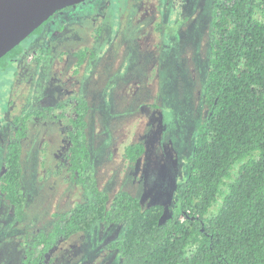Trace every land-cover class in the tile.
<instances>
[{
	"label": "rangeland",
	"instance_id": "374dc122",
	"mask_svg": "<svg viewBox=\"0 0 264 264\" xmlns=\"http://www.w3.org/2000/svg\"><path fill=\"white\" fill-rule=\"evenodd\" d=\"M214 0H85L54 13L41 32L19 44L20 60L0 65V176L12 117L82 95L89 105L90 167L109 199L128 191L143 207H178L177 186L187 176L195 129L206 115ZM86 49L83 63L76 53ZM37 58H40L39 60ZM72 115V110L54 113ZM64 119H31L21 141V185L26 196L17 223L0 195V264H21L25 235L48 229L88 192L71 181L63 154ZM142 142L135 161L126 145ZM123 233L96 221L57 242L53 264H120L105 243ZM119 235V236H120Z\"/></svg>",
	"mask_w": 264,
	"mask_h": 264
},
{
	"label": "trees",
	"instance_id": "16d2710c",
	"mask_svg": "<svg viewBox=\"0 0 264 264\" xmlns=\"http://www.w3.org/2000/svg\"><path fill=\"white\" fill-rule=\"evenodd\" d=\"M211 24L206 115L195 129L187 176L177 186L179 202L171 216L164 217L163 205L143 207L123 190L108 206L90 167L84 96L12 117L0 195L13 220L24 218L21 141L33 118H66L63 162L71 181L90 195L55 213L48 229L26 234L21 264H53L49 254L57 242L89 231L96 221L122 227L123 233L104 246L119 254L120 264H264V0H214ZM18 47L7 55H19ZM86 55V49L76 53L78 66ZM67 107L71 116L54 113ZM144 150L142 142L128 144L124 157L135 161Z\"/></svg>",
	"mask_w": 264,
	"mask_h": 264
},
{
	"label": "water",
	"instance_id": "95a60500",
	"mask_svg": "<svg viewBox=\"0 0 264 264\" xmlns=\"http://www.w3.org/2000/svg\"><path fill=\"white\" fill-rule=\"evenodd\" d=\"M85 0H0V57L55 12Z\"/></svg>",
	"mask_w": 264,
	"mask_h": 264
},
{
	"label": "flooded vegetation",
	"instance_id": "af4514ba",
	"mask_svg": "<svg viewBox=\"0 0 264 264\" xmlns=\"http://www.w3.org/2000/svg\"><path fill=\"white\" fill-rule=\"evenodd\" d=\"M69 7V6H68ZM67 7V8H68ZM66 8V7H65ZM65 8H63V9H65ZM62 10V9H61ZM59 11V10H58ZM56 13V12H55ZM51 18V17H50ZM49 20V19H48ZM8 53V52H7ZM7 53L6 54H4V61H8L9 63H10V65H13V63H15V62H17L18 60H20L19 58H20V54L19 55H16V56H14V55H7ZM66 110V109H65ZM49 118H51V117H49ZM35 119H37V120H44V118H35ZM51 119H53V118H51ZM57 119L55 118V121H56ZM59 120V119H58ZM28 136V135H27ZM68 141V140H67Z\"/></svg>",
	"mask_w": 264,
	"mask_h": 264
}]
</instances>
